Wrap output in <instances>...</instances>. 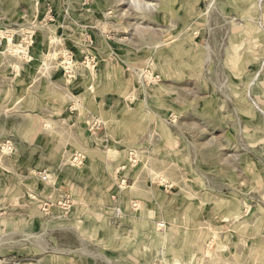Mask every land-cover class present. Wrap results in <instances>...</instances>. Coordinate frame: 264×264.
<instances>
[{
	"label": "rangeland",
	"instance_id": "obj_1",
	"mask_svg": "<svg viewBox=\"0 0 264 264\" xmlns=\"http://www.w3.org/2000/svg\"><path fill=\"white\" fill-rule=\"evenodd\" d=\"M0 264H264V0H0Z\"/></svg>",
	"mask_w": 264,
	"mask_h": 264
},
{
	"label": "built area",
	"instance_id": "obj_2",
	"mask_svg": "<svg viewBox=\"0 0 264 264\" xmlns=\"http://www.w3.org/2000/svg\"><path fill=\"white\" fill-rule=\"evenodd\" d=\"M42 179H45V177H42Z\"/></svg>",
	"mask_w": 264,
	"mask_h": 264
}]
</instances>
